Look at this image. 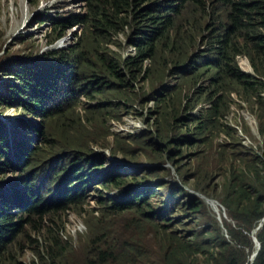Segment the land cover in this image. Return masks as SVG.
Returning a JSON list of instances; mask_svg holds the SVG:
<instances>
[{"label":"trees","instance_id":"1","mask_svg":"<svg viewBox=\"0 0 264 264\" xmlns=\"http://www.w3.org/2000/svg\"><path fill=\"white\" fill-rule=\"evenodd\" d=\"M154 1L87 0L86 16L50 20L52 34L49 43L62 38L76 22L86 20L89 31L79 38L78 43L67 50L49 51L41 60L17 61L22 73L10 67L0 71L3 76L17 80V84L6 81L2 84L7 93H0V115L6 108H15L44 125L43 130L29 128L39 138L38 146L35 147V142L27 138H14L12 146H8L6 128L0 123V177L12 175L0 181V205L3 206L0 207V264H24L18 255L25 249L34 252L35 260L31 264H157L129 240H122L118 249L114 248L112 241L119 235H114L109 228H104L105 232L101 230L103 238L97 235L98 231L94 235L90 233L81 262L78 259L68 262L71 246L62 240L58 231V220L69 206L76 202L84 203L88 168L83 163L91 161L89 150H69L68 146L61 145L59 136L72 147L75 143L62 130L59 121L64 119L66 125L77 127L80 138L90 132L97 136L112 111L123 109L119 98L129 93L126 100L132 103L136 94H132L130 89L137 81L144 84L149 81L152 86L150 93L145 91L144 103L151 101L158 115L155 134H151L153 146H156V139L167 147L185 145L189 142L186 132L190 131L195 139L211 136L213 132L216 136L229 134L227 128L222 129L218 123L228 111L231 95L247 103L250 111L255 112L258 134L263 143V159L257 156L243 170L232 169L226 179L221 203L230 220L238 225V230L232 229L229 223L225 225L227 235L235 245L242 240L250 249L249 234L260 224L255 232L259 249L250 264H264V99L261 95L264 91V0ZM197 12V20L189 23L194 37L198 33L199 38H204L203 33L210 31L201 51L197 50L200 45L183 38V29L188 28L184 26V16L191 17ZM210 18L214 19L204 23ZM129 25L136 28L128 41L134 48V54L125 58L114 52L113 56L110 55L106 45ZM117 44L122 48L120 42ZM195 49L197 51L191 54ZM237 57H245L249 61L254 75L240 70ZM167 77L176 83L171 87L159 85ZM79 97H85L88 102H98L84 109V120L77 114L74 116L76 104L72 102H77ZM110 99L117 102H109ZM192 100L195 103L188 106L187 102ZM201 102L209 104V108L198 116L190 115L189 121L179 117L180 113L190 112L195 104ZM50 119L55 129H59L57 137L45 129V123ZM190 125L193 127L191 130ZM151 135L143 132L130 137V142L141 145L145 141L148 145L152 142ZM157 148L162 152L158 145ZM139 152L140 149L132 153L127 150L125 157L128 161H137ZM46 159L59 161L52 169L51 177L50 169L43 164ZM65 159H70L69 163L73 162L74 167L70 168ZM97 162L92 161L89 167L98 166ZM19 169H22L21 176H18ZM73 171L80 173L75 175ZM129 181L137 183L134 177ZM116 184L105 189L126 188L124 181L118 180ZM41 186L46 189L43 191ZM138 191L136 188L128 189L118 204L102 211L101 217L114 220L111 214L132 211L145 215L144 211L131 207L141 206L149 200L146 197L143 202L139 201L136 197ZM178 194L171 191V199L176 206L182 211L192 210L191 204L176 200ZM174 202L169 203V216L175 212ZM151 212L158 214L155 209ZM151 212L147 213L145 220L140 219L134 233L143 234L154 226L151 220L155 222V216ZM206 230L188 235L187 243L177 234L167 231L168 246L160 256V264H188V257L193 254L190 253L193 248L191 238L198 239ZM106 243L107 249L101 247ZM217 248L221 253L212 258L211 263V259H207L203 264H246L248 255L236 250L223 237L217 238Z\"/></svg>","mask_w":264,"mask_h":264},{"label":"rangeland","instance_id":"2","mask_svg":"<svg viewBox=\"0 0 264 264\" xmlns=\"http://www.w3.org/2000/svg\"><path fill=\"white\" fill-rule=\"evenodd\" d=\"M156 1L160 0L154 2ZM87 4V0H0V71L8 67L17 70V61L26 63L30 59L41 60L45 53L49 52L48 50L58 51L61 50L60 48L67 50L68 47L78 43L79 38L89 31L86 20L85 22H76L74 26L68 29L62 37L64 39L62 43L56 41L52 44L48 43L52 34L50 20L82 18L87 15ZM198 14L197 12L194 15L191 14V17L184 16V26H188V28L183 29L185 33L183 38L194 42V45L195 43L200 45L198 49L196 46V49L200 51L202 46H205L210 31L203 33L204 38H199L198 33L194 37L193 32L190 31L189 23H194ZM212 19L214 18L205 20L204 23H209ZM135 29L133 26H126L123 33L120 32L118 36L112 37V42L106 45L110 51L109 54L113 56L112 52H114L121 57L132 54L133 50L128 45V41ZM118 42L122 44V48L117 46ZM196 49L191 54L196 52ZM145 64L148 67V63ZM238 65L243 72L254 73L244 57L238 59ZM21 71L23 70H20L19 73ZM5 81L13 84L17 80L0 73V93L6 95L7 92L2 86ZM175 83L174 79L167 77L159 85L171 87ZM159 85L155 90L159 88ZM151 88L149 81L147 84L135 82L130 89L132 94H136L132 103L130 104L126 100L129 93L124 98H119L118 101L123 109L112 111L110 118L102 124V131L97 136L91 135L90 132L86 137L80 138L77 127L66 125L64 119L60 120L62 130L74 139L75 145L73 147L70 143L64 142L60 136L57 137L59 129H55L52 119L45 123L47 132L51 136L57 137L61 145L68 146L69 150L85 148L91 152L90 163L89 160L83 163L85 168H88L86 170L88 175L85 184L84 203L78 204L76 202L69 206V209L58 220V231L62 234V240L71 246L68 262H75L77 259L81 262L83 249L86 251L90 241H88L90 233L94 235L98 231L97 235L102 236L101 230L105 232L104 228H109L114 235H119L116 240L112 241L114 248L118 249L122 240H129L142 250L145 257H149L150 261L157 264H160V256L167 250V231H172L187 243L190 239L186 238L188 235L201 233L207 228L206 233L198 239L191 238L193 248L190 253L193 254L188 257V264L192 262L203 264L207 259H211L209 260L211 263L212 258L221 253L217 248L219 236L234 246L236 250L244 251V254L248 255L246 264H250L251 257L259 246L255 232L260 224L249 234L250 249L244 246L242 240L235 245L227 235L225 225L229 223L232 229L238 230L239 228L236 222L231 221L228 217L221 200L225 191L226 179L232 169L243 170L257 156L263 159V143L258 134V120L255 112L250 111L247 103L230 96L232 101L228 104V111L218 123L222 129L226 127L229 134L220 133L219 136H216L213 132L211 136L207 135L208 137L203 136L195 139L190 131L186 132L189 142L185 145L167 147L156 139V146H153L154 139L151 134H155L154 126L158 122V115L151 101L144 103L145 91L149 92ZM109 102L117 101L110 99ZM97 103V101L88 102L85 97H79L77 102L75 100L72 102V104H76L73 107L74 116L77 114L84 120V109H88ZM187 103L190 106L195 101L192 100ZM204 104L203 102L195 104L193 110L180 113L179 117L189 121V116L196 115ZM37 121L22 115L20 110L6 108L0 115V123L6 128V144L12 146L14 138H27L35 142L33 143L35 147L38 146L39 138L29 130V128L37 129V127L38 130L44 129V125ZM191 129H193L192 125H190ZM27 131H30L29 136H26ZM143 132L150 133L152 142L148 145L145 141H142L143 144L141 145H134L130 142V137ZM157 145L162 152L157 150ZM143 147H146V150ZM138 149L141 152L138 153L137 161H128L125 157L127 150L132 153L133 150ZM143 149L144 152H142ZM53 157L55 156H49V158ZM46 161L50 164L58 163L57 159H46ZM92 161H99L100 163L97 162L96 164L99 165L96 167H89ZM69 162L70 159H65V163ZM69 164L70 168L74 167L73 162ZM52 169L48 172L50 177L54 173ZM18 173V176H21L22 169H19ZM79 173V171L72 172L75 175ZM10 177L12 175H4L0 177V181ZM131 177H134L137 183H131L129 181ZM118 180L125 182V189H105V187L116 186ZM4 185L7 187L6 183ZM55 188L56 185L52 187V191ZM133 188L139 190L136 193L139 201L143 202L146 197H149V200L141 206L131 205L133 208L144 211L145 215L132 211L111 214L110 216L114 220L101 217L103 210L118 204L120 199L118 195L123 194L124 197L128 189ZM47 190L51 192L50 189ZM171 191L179 193L176 200L191 204L192 210H180L171 199ZM173 202L175 212L169 216L167 209L169 203ZM0 207L3 206L0 205ZM4 208L8 209L6 206ZM153 209L158 214H152ZM190 211L197 212L191 213ZM149 212L155 216V222L151 220L154 226L149 227L148 231L143 232V234L134 233L138 229L140 219L145 220ZM107 220L108 222L105 224ZM243 234H246L245 231ZM35 237L37 238V236ZM32 238L35 239L34 236ZM202 243H206V245H201ZM101 247L107 249L108 243ZM32 253L34 252L30 249H25L23 253H19L18 258L24 264H31V261L35 260Z\"/></svg>","mask_w":264,"mask_h":264},{"label":"clouds","instance_id":"3","mask_svg":"<svg viewBox=\"0 0 264 264\" xmlns=\"http://www.w3.org/2000/svg\"><path fill=\"white\" fill-rule=\"evenodd\" d=\"M64 36V35H63ZM56 41H60L59 43H62L63 41H64V39H62V38H60V39H58V40H55L53 43H55ZM49 43V42H48ZM58 43V44H59ZM50 44H52V43H50ZM129 45V44H128ZM205 45H206V43H205ZM130 47H132L131 45H129ZM60 49H62V48H60ZM201 49H203V47L201 48ZM132 50H133V53L132 54H130V55H133L134 54V48L132 47ZM48 51H51V50H48ZM201 51V50H200ZM126 56H129V55H126ZM126 56H122V58H125ZM239 58H243V57H237L236 58V62H237V65H238V59ZM244 59H246L245 57H244ZM247 60V59H246ZM248 61V60H247ZM248 64H249V66H250V63H249V61H248ZM238 67L240 68V66L238 65ZM10 68H12V67H10ZM250 68H251V66H250ZM240 70L242 71V69L240 68ZM14 71H20V67H19V65H18V69L17 70H14ZM243 72V71H242ZM243 73H245V72H243ZM245 74H249V75H254V73H245ZM170 78V77H169ZM15 82V81H14ZM13 84H17V81L15 82V83H13ZM264 92V91H263ZM262 95V97H263V93L261 94ZM231 96H233V97H236L235 95H231ZM237 98V97H236ZM90 102V101H89ZM242 102V101H241ZM207 108H209V104H207V103H205L202 107H201V109L200 110H198L197 111V114L195 115V116H198L199 115V113L201 112V111H203V110H205V109H207ZM29 119H31V117H28ZM32 122V121H31ZM38 122V121H37ZM36 124V123H35ZM37 129H38V127H37ZM58 161V160H57ZM58 163H59V161H58ZM43 164H45V165H47V169H51V168H54L55 167V165L57 164H54V163H48L47 161L46 162H44ZM59 176H63V175H59ZM121 196H119L118 195V198H120ZM2 206V205H1ZM38 238V237H37ZM257 241V240H256ZM258 243V242H257ZM259 245V244H258ZM258 249H259V246H258ZM258 249L256 250V252L255 253H253V255H252V259H251V263H252V261H253V259H254V257H255V255H256V253H257V251H258Z\"/></svg>","mask_w":264,"mask_h":264},{"label":"bare ground","instance_id":"4","mask_svg":"<svg viewBox=\"0 0 264 264\" xmlns=\"http://www.w3.org/2000/svg\"><path fill=\"white\" fill-rule=\"evenodd\" d=\"M46 188H42V190L44 191ZM55 190V189H54Z\"/></svg>","mask_w":264,"mask_h":264}]
</instances>
